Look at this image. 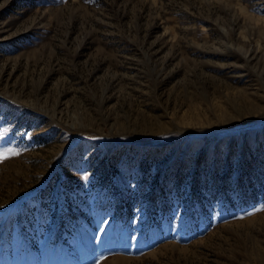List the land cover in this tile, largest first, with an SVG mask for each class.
<instances>
[{"label":"rangeland","instance_id":"374dc122","mask_svg":"<svg viewBox=\"0 0 264 264\" xmlns=\"http://www.w3.org/2000/svg\"><path fill=\"white\" fill-rule=\"evenodd\" d=\"M0 264H264V0H0Z\"/></svg>","mask_w":264,"mask_h":264},{"label":"snow or ice","instance_id":"6c2138e0","mask_svg":"<svg viewBox=\"0 0 264 264\" xmlns=\"http://www.w3.org/2000/svg\"><path fill=\"white\" fill-rule=\"evenodd\" d=\"M4 158H6V157H4V156H0V159H4Z\"/></svg>","mask_w":264,"mask_h":264}]
</instances>
